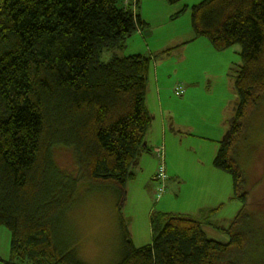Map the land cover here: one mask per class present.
Here are the masks:
<instances>
[{"label":"trees","instance_id":"obj_1","mask_svg":"<svg viewBox=\"0 0 264 264\" xmlns=\"http://www.w3.org/2000/svg\"><path fill=\"white\" fill-rule=\"evenodd\" d=\"M138 3L0 0V226L10 234L2 264H86L61 231L76 199L103 187L121 198L149 153L156 57L119 55L135 32L144 34ZM188 11L194 39L217 52L240 47L236 100L213 167L231 177L242 208L227 226L210 220L221 207L197 216L154 212L152 240L141 247L120 217L115 264H264V191L253 195L264 186V0H203L172 18ZM64 153L69 169L60 166ZM254 198L259 211L248 208Z\"/></svg>","mask_w":264,"mask_h":264},{"label":"rangeland","instance_id":"obj_2","mask_svg":"<svg viewBox=\"0 0 264 264\" xmlns=\"http://www.w3.org/2000/svg\"><path fill=\"white\" fill-rule=\"evenodd\" d=\"M202 1L184 0L177 7L182 9L187 6L190 9ZM142 3L143 8L151 11L166 5L165 0H141V5ZM145 12L148 15L147 9ZM165 17L153 15L151 21L143 26L144 35H141V31L135 32L134 36L126 41L124 50L120 51L119 55L140 54L149 58L156 57L148 79L149 100L153 99L156 91L155 75L158 72L163 76V79H158V85L162 88L166 83L165 75L177 71L176 76L173 77V79L177 78L172 91L174 97H176L175 86L181 83L186 88L185 97H176L178 101L182 100V110L178 112L181 113L178 117L186 120V125L192 127V132L187 130L182 133V137L174 141V144H167V154L170 158L175 157V167L172 166L171 159L166 157L170 165L168 168L174 172L178 170L182 175V185L181 182L178 185L171 182V189L177 188L181 199L167 202L170 199L166 197L168 192L159 200L156 198L158 183L153 181V177L160 165L159 161L165 162L164 153L162 159H158L159 157L153 159L149 154L143 155L135 167L134 178L125 184L123 199L117 198L118 194L110 188L94 189L84 194L82 192L83 195L76 199L74 208L67 217L65 229L61 228V231L66 242L75 246L79 257L86 264L116 263L122 246L121 227L118 222L120 217L128 226L131 239L136 241L135 246L141 247L149 244L143 231L147 229L146 225L152 211L153 213L162 210L176 212L181 210L182 203V214L197 216L200 208L221 207L210 220L221 226H227L242 208V202L233 199V183L228 174L216 169H204L196 164V160L206 158L211 152L212 144L208 141L211 134L220 133L215 127L217 121H212L219 113L220 104L228 102L229 117L233 112V106L229 102L234 97L236 99L232 94V75L241 63L240 47L232 46L217 52L206 39H194L190 11L179 20L170 21ZM180 42L182 45H179ZM164 51H167L165 54L168 55H162ZM181 54L182 63H179ZM109 56V53H104L101 57L102 61H106ZM172 102L174 103L173 100ZM164 108H166L165 102ZM262 110L264 113V106ZM200 115L208 120L205 123L207 126L200 121ZM260 130V132L264 131V120ZM159 147L164 150V147ZM159 147L156 148L157 151ZM59 162L62 168L72 167L69 153H64ZM259 190L264 191V186L253 191V195L255 196V192L258 193ZM170 191L169 189V193ZM165 203L168 204L167 207L164 206ZM255 205L256 198L253 201L249 199L248 208L251 211L261 209L260 205ZM205 231L209 236L213 233L207 227ZM9 247L10 234L0 226V264L9 260Z\"/></svg>","mask_w":264,"mask_h":264},{"label":"crops","instance_id":"obj_3","mask_svg":"<svg viewBox=\"0 0 264 264\" xmlns=\"http://www.w3.org/2000/svg\"><path fill=\"white\" fill-rule=\"evenodd\" d=\"M166 5H163L162 8L155 10V11H151L148 8H143V3L141 5V0H139L138 6H137V12L140 15V17L142 18L143 21H145L146 23H149L151 21V19L153 18V15H159V16H166L165 18L173 21V20H179L182 17H175L172 18L173 15H175L176 13H178L179 11H181L183 9H179V4L178 5H174V6H170L167 2V0H165ZM187 7V6H186ZM145 9L148 10V15L145 12ZM144 35V34H141ZM179 37H181V35H179ZM179 45H182V42H180ZM163 49V48H162ZM179 63H182V54L180 57V61ZM173 72L175 73H168L167 75H165L164 77V81L166 82L165 85L160 88L158 85V79L162 78L163 76L161 74V72L156 73L157 75H155V81H156V91L154 94L153 99L149 100L148 99V93H149V89L147 92V96H146V106L148 108V111L150 113V115L152 116V124H151V128L148 131V134L146 135L145 138V144L149 149V153L144 152L138 162L142 159L144 154H149L151 156V158L156 159L153 155H152V151L153 149L162 146L164 147V156H165V168H166V173L168 176V180L166 182V192L165 194L168 192L166 197H169L170 199L167 202H171V200H180L181 198L179 197L180 194L176 189H171V182L176 183L177 185L180 183L182 185V175L179 174L178 170L177 172H174L171 168H168V166H170L168 164V162L166 161V157H169V159H171V164L172 166L175 167L174 165V161H175V157L170 158V156L167 154V144H174V141L178 140V138L182 137V133L185 131H189L190 133L192 132V127L189 125H186V120L182 119V117H178V113L182 110V100H177L176 97L173 96V87L175 85V83L177 82L174 78L176 76V70H174ZM166 77L168 79H166ZM170 79H173L171 82ZM184 84V82H182ZM150 82L148 81V88H149ZM185 85V84H184ZM232 94H234V90H233V86H232ZM175 95V94H174ZM187 95V91L184 95V97ZM171 100L174 101V103H171ZM235 97L234 99L232 98V100H230L229 104L234 106L235 103ZM164 102L166 105V108H164ZM171 104V105H170ZM170 105V106H169ZM230 106H228V102H224L222 104H220L219 107V113L214 117L213 120L217 121L216 124V128H218L220 133L217 134H211V138H208V141L210 142V144H212L211 146V152L206 155V158L204 159H199L196 160V164L204 169H208V170H215V168L213 167V160L216 156V153L218 151V143L224 138L228 126H227V119L229 118L228 114H227V109ZM200 121L203 123L204 126H207L205 123L208 122V120L203 119L202 116L200 115ZM212 121L210 123V126L212 124ZM219 125V126H217ZM188 133V132H187ZM221 139V140H220ZM214 143H216V145H214ZM137 162V163H138ZM137 165V164H136ZM136 167V166H135ZM218 171V170H216ZM134 172H135V168H134ZM170 172H172V175L170 176ZM220 172V171H219ZM176 179V180H173ZM181 180V181H180ZM169 189L171 190L169 193ZM156 192V191H155ZM164 194V196H165ZM163 196V197H164ZM123 197H125V193L124 195L121 196V199H123ZM123 203V200H122ZM167 203H165L164 206L167 207ZM208 209H212L209 207H205ZM203 209L200 208L199 211ZM164 210H162V212L160 213H166V214H176V215H189V214H182V203H181V210L176 211V212H163ZM198 211V212H199ZM153 213V211L151 212V214ZM150 214V215H151ZM150 218V217H149ZM131 219V218H128ZM145 228V227H144ZM146 230L144 229L143 233L146 234V242L150 243L152 240V235H151V229H150V224L148 222V224L146 225ZM143 238V237H142ZM138 240V238H137ZM141 240V239H140ZM133 244L135 245V242L132 239Z\"/></svg>","mask_w":264,"mask_h":264},{"label":"built area","instance_id":"obj_4","mask_svg":"<svg viewBox=\"0 0 264 264\" xmlns=\"http://www.w3.org/2000/svg\"><path fill=\"white\" fill-rule=\"evenodd\" d=\"M175 95L177 97H181L184 94V87L181 85H178L175 88L174 91ZM153 156L155 158L159 157L158 159H162L163 158V153L164 150L162 151V148L159 147V151L156 150V148L153 150ZM160 165H158L157 171L153 177V181L158 183V188H157V195L156 198L157 200H159L166 192V182L168 180V176L166 173V168H165V164L163 162V160L159 161Z\"/></svg>","mask_w":264,"mask_h":264},{"label":"clouds","instance_id":"obj_5","mask_svg":"<svg viewBox=\"0 0 264 264\" xmlns=\"http://www.w3.org/2000/svg\"><path fill=\"white\" fill-rule=\"evenodd\" d=\"M154 150V149H153ZM153 152V151H152ZM152 155H153V153H152ZM157 171V170H156Z\"/></svg>","mask_w":264,"mask_h":264}]
</instances>
